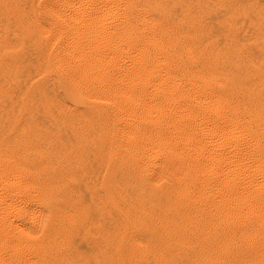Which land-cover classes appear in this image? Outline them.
<instances>
[{
	"label": "bare ground",
	"instance_id": "obj_1",
	"mask_svg": "<svg viewBox=\"0 0 264 264\" xmlns=\"http://www.w3.org/2000/svg\"><path fill=\"white\" fill-rule=\"evenodd\" d=\"M0 264H264V0H0Z\"/></svg>",
	"mask_w": 264,
	"mask_h": 264
}]
</instances>
